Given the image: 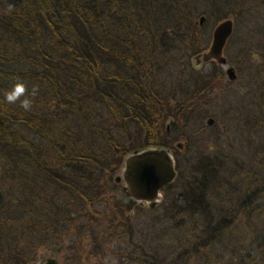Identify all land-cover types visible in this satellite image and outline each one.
<instances>
[{"label": "trees", "instance_id": "1", "mask_svg": "<svg viewBox=\"0 0 264 264\" xmlns=\"http://www.w3.org/2000/svg\"><path fill=\"white\" fill-rule=\"evenodd\" d=\"M263 5L0 0V264L61 247L65 264H264V87L243 103L256 116L247 138L234 131L239 149L214 139L184 160L173 147L204 129L223 76L184 59L225 17L264 34ZM17 78L39 85L29 112L4 102ZM147 146L168 147L176 171L154 208L113 182L123 157Z\"/></svg>", "mask_w": 264, "mask_h": 264}, {"label": "rangeland", "instance_id": "2", "mask_svg": "<svg viewBox=\"0 0 264 264\" xmlns=\"http://www.w3.org/2000/svg\"><path fill=\"white\" fill-rule=\"evenodd\" d=\"M260 11L264 17V5ZM200 15L203 16L199 13L196 17L197 20ZM229 18L233 21L232 32L223 49V55L226 58L227 64L219 65L213 61H209L201 63L198 66L199 69L197 70L204 74L207 73L212 66H214L220 71H224L227 65L230 64L234 67L236 77L228 83L227 77L223 74L221 85H217L211 91L210 97H212V100L206 107L207 113L210 115L204 117L201 121L204 125V129L200 131V134L198 135L195 134L197 127L195 125L188 128L186 131L189 141L188 149L182 151L185 146V141L183 139L173 142L174 149L177 153H179L177 156L184 160L187 157L199 153L200 149L203 150V147H206V145H213L214 139L222 146V142H225L227 139L232 140L236 136L234 131H238V137L241 139L244 137L247 138L248 133L246 131V127L251 124L249 122H253L255 119L253 116H256V111L243 107V103L246 104L248 101L251 102V96L253 97L252 102H255L257 96L255 98L254 95H257L258 90L264 87V63L255 64L250 59L253 51L258 52L262 59H264V34L253 32L252 29L254 28L251 25L246 24L245 20L236 21L235 18ZM215 23L216 22H213V24L207 28L208 43L210 41L211 30ZM190 58L191 57L184 59V62L188 63L189 66L191 65ZM248 71L255 73V76L252 78L248 76ZM208 117L213 119L211 126H206L205 121ZM164 125L168 127V122H165ZM176 142L181 143L180 148L175 147ZM231 143L234 150L239 149V143L237 141L232 140ZM197 144H199L200 147H197ZM180 153L183 154L181 155ZM116 190H118V193L121 194L120 184H117ZM81 242L84 246V251H86L88 249V239L84 238ZM67 243L68 241L64 242V245ZM112 246L113 245L111 243L108 244L105 251H111ZM50 251L51 249H42L37 260L33 261L32 264H42L43 260L49 256L55 257L57 259V264H65V247H61L58 250L60 252L55 253L54 255L50 254ZM189 263L198 264L195 263L194 260H190ZM223 263L225 264L224 259L222 261V264Z\"/></svg>", "mask_w": 264, "mask_h": 264}, {"label": "water", "instance_id": "3", "mask_svg": "<svg viewBox=\"0 0 264 264\" xmlns=\"http://www.w3.org/2000/svg\"><path fill=\"white\" fill-rule=\"evenodd\" d=\"M203 20L204 17L200 15L198 24H202ZM232 25L233 21L229 17L215 23L207 47L191 57V64L195 68L209 61L219 65L226 63L222 51L232 31ZM225 74L228 80H234L232 66L226 67ZM212 122L210 117L205 121L206 125H211ZM175 147L180 148L181 143L176 142ZM175 176L172 151L164 146H147L132 150L123 157L118 172L113 176V182L120 184L122 194L138 206L154 208L160 202L161 190L172 183ZM42 264H57V259L49 256Z\"/></svg>", "mask_w": 264, "mask_h": 264}, {"label": "clouds", "instance_id": "4", "mask_svg": "<svg viewBox=\"0 0 264 264\" xmlns=\"http://www.w3.org/2000/svg\"><path fill=\"white\" fill-rule=\"evenodd\" d=\"M12 5H9V11L12 10ZM251 61L255 64L264 63L261 55L253 51L250 57ZM39 94V85H32L31 88L20 78H17L16 82L9 90L4 92V102L7 104H16L19 102V106L25 111L29 112L34 106L36 97Z\"/></svg>", "mask_w": 264, "mask_h": 264}, {"label": "flooded vegetation", "instance_id": "5", "mask_svg": "<svg viewBox=\"0 0 264 264\" xmlns=\"http://www.w3.org/2000/svg\"><path fill=\"white\" fill-rule=\"evenodd\" d=\"M232 32V31H231ZM230 35H231V33H230ZM230 37V36H229ZM229 37H228V39H229ZM228 39L226 40V42L228 41ZM225 45H226V43H225ZM225 45H224V47H225ZM224 47H223V49H224ZM222 54H223V51H222ZM224 56V55H223ZM225 60H226V58H225ZM225 64H227V61H226V63ZM225 64H222V65H225ZM228 65H230V64H228ZM227 65V66H228ZM230 66H232V65H230ZM232 68H233V70H234V67L232 66ZM226 69V68H225ZM225 69H224V71H222V73L223 74H225ZM234 74H235V71H234ZM225 76H226V74H225ZM235 77H236V74H235ZM235 79V78H234ZM167 128L168 127H166V130H167Z\"/></svg>", "mask_w": 264, "mask_h": 264}]
</instances>
